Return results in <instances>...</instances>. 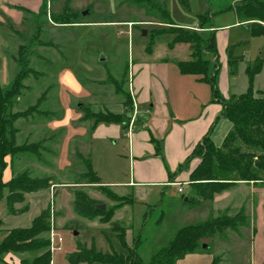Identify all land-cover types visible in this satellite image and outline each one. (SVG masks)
I'll list each match as a JSON object with an SVG mask.
<instances>
[{
    "label": "rangeland",
    "instance_id": "rangeland-1",
    "mask_svg": "<svg viewBox=\"0 0 264 264\" xmlns=\"http://www.w3.org/2000/svg\"><path fill=\"white\" fill-rule=\"evenodd\" d=\"M3 1L14 10L15 16L0 11V89L2 92L11 89L15 75L20 72L18 46L30 49L26 54L27 66L35 73L29 72L21 79L22 87L10 110L22 112L34 106L32 112L15 119V142L18 146L39 143L38 155L15 153L3 174L11 177L26 171L30 177H49L51 181L47 189L24 194V201L15 204L19 210L27 206L20 213L7 211L6 189L0 190V240L6 230L29 226L31 219L47 208L55 247L50 252L48 246L50 264H69L67 256L77 244L90 246L93 243L102 250L112 246L125 253L114 234L120 232L118 228H122L125 235L127 232L128 244L133 237L139 239L138 255L142 262L148 263L151 252L164 245L181 226L222 214L237 216L241 211L245 217L243 224L237 225L235 230H225L211 240L204 239V248H207L188 253L175 264H202L213 257L218 258V264H258L262 249L258 235L264 236V182L250 181L256 184L258 191L261 190L259 193H248L246 188L231 189L235 183L228 189L229 195L224 200L217 203L202 201L193 207L184 203L185 196H191L188 184L181 185L182 192L178 191L180 183H171L164 188L160 185L110 187L116 197V200H110L95 186L74 183L84 182L79 176L85 169L84 159L90 160L102 182L127 181L132 174L127 139L121 138L119 142L93 140L89 120H80L84 114L82 105L94 111L104 108L112 112L122 110L123 95L119 88L120 91L127 89V63L151 64L165 59L174 85L202 86L203 90L197 89L193 94H181L185 99L182 101L186 107L183 110L185 115L196 112V106L200 107V101L206 96V89L207 99H212L210 84L197 83L194 76H183L178 72L177 62L190 59V46L186 42H172L173 35L167 31L173 25L168 21L180 27L195 26L198 25V16L210 11L208 25L214 27L217 56L203 52L202 57L208 61V75L217 63L214 82L220 99L214 101L215 104L221 106V100L245 91V68L256 58H261L263 64L253 85L254 89L264 90V33L254 34L250 21L236 23L235 13L223 10L239 0H188L187 7L178 0H150L159 8L145 0H43L46 8L39 14L30 0ZM53 15L60 16L57 21L63 19L67 22H56ZM208 33L211 32H202L203 36ZM230 50L233 55L241 57L234 74H231L228 63ZM99 54H103V61L98 60ZM174 75L181 79H174ZM192 98L198 99L197 105ZM78 103L82 105L77 106ZM133 118L136 120L134 131L146 127L153 129L148 114H134ZM230 127L227 119L217 120L213 128L215 145L221 144ZM151 133L161 147L159 132L153 129ZM151 144L156 145L155 141ZM151 156L145 153L143 157ZM6 160L9 161V157ZM161 161L166 172L169 171L163 154ZM75 188L84 190L106 208H111L109 220L88 219L74 213ZM226 204L229 206L222 208ZM258 221L263 224L260 234L252 232ZM111 222H117L118 228ZM46 236L49 239L50 229ZM58 238L61 239L59 244ZM22 255H26L22 259L31 258L28 254Z\"/></svg>",
    "mask_w": 264,
    "mask_h": 264
},
{
    "label": "trees",
    "instance_id": "trees-1",
    "mask_svg": "<svg viewBox=\"0 0 264 264\" xmlns=\"http://www.w3.org/2000/svg\"><path fill=\"white\" fill-rule=\"evenodd\" d=\"M145 1L153 7L159 8L154 2ZM178 1L183 6H188V0ZM45 8L46 4L41 0L36 14L44 13ZM223 10L233 11L240 24L250 21L254 34L264 33V0H239ZM52 17L56 22H67L63 19L57 21L60 16L53 15ZM198 18L197 29L176 26L168 21L173 26L167 32L173 35L172 42H186L190 46V59L177 62L179 71L199 75L200 79L210 82L212 98L219 100L220 95L214 82L218 71L217 63L214 64L212 74L208 75V61L202 57L203 52H210L217 56L213 32L210 31L211 33L205 36L202 34L206 28L211 27L208 25L211 21L210 11L199 15ZM36 28L38 31V26ZM35 34L38 36V32ZM24 49V46H18L17 62L20 72L15 75L12 88L5 92L0 89V190L6 189L5 205L7 211L11 213L25 211L27 206H23L19 210L15 204L22 203L26 193L47 189L51 181L49 177H30L26 171L16 173L8 180L3 181V172L8 167L10 157L15 153L39 154L37 151L39 143L18 146L15 142L17 132L14 125L15 119L32 112L35 109L34 106L22 112L10 110L22 87L21 79L26 77L29 72L35 73L27 66L28 57L26 54L30 49ZM240 60V56H235L231 50L229 51L228 63L231 74L235 73L237 62ZM262 64L261 58H256L247 64L245 68L246 90L236 96L230 95L228 99L221 100L223 116L231 123L221 144L214 145L210 138V131H208L193 147L184 162L178 166L177 172L170 174L172 177L178 172L186 170L191 159H198L196 166L188 172V182H186V185H189L191 196L183 195L186 197L184 203L190 207L196 206L202 201H212L215 195L226 191L237 182H264V95L256 97L253 85L254 77L261 70ZM113 81L117 83L116 80ZM121 91L119 88V92L123 95L122 104L125 109L123 112L94 111L90 107L86 108L79 104L78 106L82 105L81 108L84 112L80 120L91 121V126L98 123H116L126 128L130 119L128 111L132 108V101L127 89ZM156 149L158 148L156 147ZM7 157H9V161L6 160ZM82 162L85 169L79 176L84 179V182L74 183L95 186L108 199L116 200L114 194L110 192V188L102 184L99 176L92 169L90 160L84 159ZM99 203V200L91 197L84 190L74 189L72 201L74 213L88 219L99 217L102 221L109 220L112 209L109 207L105 210L96 208L95 205ZM244 220L243 213L239 211L237 216L222 214L217 217H208L204 221L185 224L178 228L164 245L151 252L148 263L142 262L138 255L139 245L137 243L139 239L133 237L131 243L128 244L122 228H118L117 222H111V225L120 231L114 232V234L125 249V253L116 251L112 246L108 250H102L93 243L90 246L84 243L77 244L74 251L67 256V260L69 264H175L176 260L183 258L186 254L207 248V246L205 248L203 246L204 239L211 240L215 235H219L225 230H235L237 225L244 223ZM49 229V212L46 208L31 219L29 226L6 230L0 240V258L8 252L18 255L28 254L31 258L21 259V264H50L49 239L48 236L45 237V233H48ZM210 264H218V258L213 257Z\"/></svg>",
    "mask_w": 264,
    "mask_h": 264
},
{
    "label": "crops",
    "instance_id": "crops-1",
    "mask_svg": "<svg viewBox=\"0 0 264 264\" xmlns=\"http://www.w3.org/2000/svg\"><path fill=\"white\" fill-rule=\"evenodd\" d=\"M11 2H13V0H11ZM40 2V0H30V4H32L35 11L38 10ZM0 11H3L4 13H6V15L11 17L15 16L14 10L10 8L8 6V3L3 0H0ZM236 23H238V21ZM197 26L198 25L186 28L197 29ZM213 28L214 27L211 26L208 27V29L206 28L205 30L213 32ZM178 72L183 76H194L197 83L210 84V82L200 79L199 75L181 73L179 69ZM258 73L255 75L254 81ZM126 76L129 79L127 84V91L132 101V108L128 111L130 115V123L127 125V127L123 128L121 125L116 123H98L94 126H91V121H88L90 128V137L93 140L109 139L112 140V142H119L121 138L125 137L127 139L126 146L130 157V165L133 167L130 178L127 181H101L102 184H105L109 188L117 186L133 187L142 185H160L163 186L162 188H164L174 183H180L181 185L186 184V180L188 179V172L197 164L196 158L190 160V165L186 170L180 171L181 175L179 174L180 172H178L174 176L170 177V174L177 172L178 166L184 162L185 158L190 154L193 147L208 131H210V138L214 143L213 128L219 118H224L223 104L221 103V106L219 104H215L214 101L218 100H215L213 98L209 101V99H207L206 89V96L200 101L202 103L200 107L197 108L196 106V112L192 113V115H185V112L183 110L186 107L184 106V104H182V101H184L185 99L181 94H193L197 91V89L203 90V88L202 86L196 85H190L187 87H182L177 84L174 85L172 78H170V71L166 66L165 59L161 62L151 64L144 62H131V64L127 63L125 78ZM173 78L181 79L176 75H174ZM254 95L257 97H259L260 95H264V90L254 89ZM192 99L194 100V98ZM194 101L197 105L198 99ZM78 105L79 103L77 104V106ZM121 105L122 110L120 112H123L125 109L122 102ZM104 109L107 110L106 108ZM193 110L194 107L192 108V112ZM142 113L149 115L150 126L154 130H157L159 132L158 134L160 136V139L162 140L161 147L158 140L151 136V132H153V129L146 127V129L142 128L140 130L134 131L136 120L133 119L131 121V118L134 114L142 115ZM138 122L141 121L138 120ZM154 141L156 145L151 144V142L153 143ZM156 147L158 149H156ZM145 153L151 154V158L143 157L145 156ZM162 154L169 169V171H167L169 172L168 176L166 167L161 161ZM134 158L140 160H134ZM9 177V175L6 177V175L3 174V180L9 179ZM255 185L256 184L252 182H237V184L234 185L231 189L240 188L242 190L246 188L249 191L248 193H259L261 190L258 191ZM161 192H163V190ZM228 195V189L221 194L215 195L213 203L224 200ZM241 205L242 203L238 206L240 207ZM228 206L229 204H226L223 205L222 208H227ZM251 208H254L253 203ZM255 231L259 232V234L263 232V224H260L259 221L258 225L254 224L253 226L252 232ZM127 238L128 234L126 232V240ZM258 241L260 242V246L262 247L261 254L258 259V264H262L264 262V236L258 235ZM197 256L199 257V255ZM23 257H26V255H15L11 252H8L0 258V264H21V259ZM210 262L211 259H208V262L202 264H210Z\"/></svg>",
    "mask_w": 264,
    "mask_h": 264
},
{
    "label": "built area",
    "instance_id": "built-area-1",
    "mask_svg": "<svg viewBox=\"0 0 264 264\" xmlns=\"http://www.w3.org/2000/svg\"><path fill=\"white\" fill-rule=\"evenodd\" d=\"M133 119H134V118H133V116H132L131 121H132ZM174 184L177 185L178 183H174ZM179 185H180V186L178 187V191L182 192L181 184H179ZM52 235H53V228H50V236H49L50 252H52V251L55 249V247H54V240H53V238H52ZM60 241H61V239L58 238V239H57L58 244L60 243ZM56 249H59V246L56 247Z\"/></svg>",
    "mask_w": 264,
    "mask_h": 264
},
{
    "label": "water",
    "instance_id": "water-1",
    "mask_svg": "<svg viewBox=\"0 0 264 264\" xmlns=\"http://www.w3.org/2000/svg\"><path fill=\"white\" fill-rule=\"evenodd\" d=\"M82 14H85V11H83ZM142 33L145 34V30H142ZM98 60H99V61H103V60H104V56H103V54H99V55H98ZM184 200H186V197L184 198ZM95 207H96V208H99V209H101V210H105V208H106L105 205H104L103 203L96 204ZM204 245H205V244H203V246H204Z\"/></svg>",
    "mask_w": 264,
    "mask_h": 264
}]
</instances>
